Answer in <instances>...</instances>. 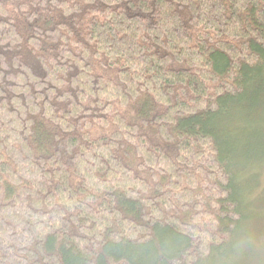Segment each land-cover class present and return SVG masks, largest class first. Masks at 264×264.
<instances>
[{
  "label": "trees",
  "instance_id": "trees-1",
  "mask_svg": "<svg viewBox=\"0 0 264 264\" xmlns=\"http://www.w3.org/2000/svg\"><path fill=\"white\" fill-rule=\"evenodd\" d=\"M261 128L264 0H0V264H264Z\"/></svg>",
  "mask_w": 264,
  "mask_h": 264
},
{
  "label": "rangeland",
  "instance_id": "rangeland-1",
  "mask_svg": "<svg viewBox=\"0 0 264 264\" xmlns=\"http://www.w3.org/2000/svg\"><path fill=\"white\" fill-rule=\"evenodd\" d=\"M253 126L255 128H257L256 124H253ZM261 131H262V133H264L262 128H261ZM259 175L261 177L260 183L262 184V186H261V189H260V194L258 195L260 197H257V201H259V200L264 198V197H262V195L264 194V165L259 168ZM257 210L259 211L258 212V217L256 218L254 224H255V226L257 228L258 236L254 240V248H255L256 245L259 244V240H264V201H261L260 203H257Z\"/></svg>",
  "mask_w": 264,
  "mask_h": 264
}]
</instances>
